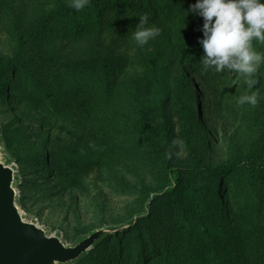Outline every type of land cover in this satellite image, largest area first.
<instances>
[{"label": "rangeland", "instance_id": "rangeland-1", "mask_svg": "<svg viewBox=\"0 0 264 264\" xmlns=\"http://www.w3.org/2000/svg\"><path fill=\"white\" fill-rule=\"evenodd\" d=\"M126 1L161 30L163 54L177 33L186 43L183 80H171L181 98L171 154L130 123L110 122L112 79L110 100L98 99L97 59L133 52L135 40L78 17L43 22L71 0H0V159L15 172L19 214L67 247L112 231L67 264H264V64L251 89L242 74L204 70L202 27L179 29L202 22L197 15L168 10L163 0ZM253 91L255 107L239 103ZM226 161L240 166L193 169ZM249 166L261 180L246 177ZM208 221L216 229L204 235Z\"/></svg>", "mask_w": 264, "mask_h": 264}, {"label": "trees", "instance_id": "trees-1", "mask_svg": "<svg viewBox=\"0 0 264 264\" xmlns=\"http://www.w3.org/2000/svg\"><path fill=\"white\" fill-rule=\"evenodd\" d=\"M163 3L168 10L177 9L191 12L190 6L195 4L196 0H163ZM64 16H69L71 19L78 17L81 19L82 26L85 25L82 22H86L90 29L98 27L109 35L115 33L120 39L131 41L134 40L132 34L142 15L126 0H89V4L80 11L59 3L45 15L43 22L51 23ZM199 19L202 22H190L187 25L189 29L185 26L179 29H183L184 33L195 31V28L203 26V19L201 17ZM145 27H153L152 22L148 20ZM178 34L180 33L176 34L175 41L173 43L171 41L167 45L169 53L166 55L161 52L158 40L154 38L152 43L148 44L150 45L148 48L139 46L133 52L127 53L128 51H126V53L113 58L100 57L97 59L98 99L103 102L110 100L109 79L113 80L116 92L114 105L111 106V109L109 107L110 122L114 121L115 124L122 126L125 125V122L130 123L131 132L145 137L150 141V146L155 147L156 145L160 151L168 154L174 150L177 131V113L174 112L173 106L176 107L177 102L181 100L178 90L173 93L171 80L173 74L179 73L182 74L180 80H183L186 66L182 58V48L186 43L184 37H177ZM190 36V41H192L194 35ZM8 67L10 66L8 65ZM173 70L174 72H172ZM5 89V86L0 87L1 93ZM102 127L105 128L104 121ZM105 134L107 133L102 130L101 135ZM10 144L7 142V146ZM22 144L25 143L22 142ZM170 163L171 159L166 162L168 175H172ZM239 166V163L226 161L206 168L195 167L193 169L217 174ZM253 168L252 166L248 167L250 171H247L246 177H253L256 181L258 178L261 180V176L252 170ZM203 229L204 235H209L216 227L214 223L208 221ZM184 249L185 253H189L192 248L185 247ZM206 251L205 248L204 252ZM190 264H213V262L194 263L191 260Z\"/></svg>", "mask_w": 264, "mask_h": 264}, {"label": "clouds", "instance_id": "clouds-1", "mask_svg": "<svg viewBox=\"0 0 264 264\" xmlns=\"http://www.w3.org/2000/svg\"><path fill=\"white\" fill-rule=\"evenodd\" d=\"M88 4L89 0H71L70 6L80 11ZM190 11L203 19L200 43L204 55L200 62L204 70L242 74L248 88H253L258 69L264 64V52L254 46V42L264 45V0H196ZM148 20L147 14L140 16L132 34L141 47L161 32L155 26L145 27ZM239 103L255 107L258 92L240 97Z\"/></svg>", "mask_w": 264, "mask_h": 264}, {"label": "water", "instance_id": "water-1", "mask_svg": "<svg viewBox=\"0 0 264 264\" xmlns=\"http://www.w3.org/2000/svg\"><path fill=\"white\" fill-rule=\"evenodd\" d=\"M14 170L0 159V264H67L78 260L102 237L101 229L73 247L49 236L35 223L22 219L15 205Z\"/></svg>", "mask_w": 264, "mask_h": 264}]
</instances>
